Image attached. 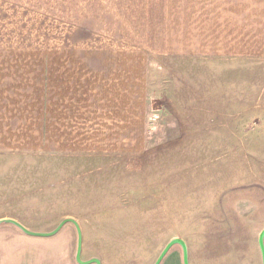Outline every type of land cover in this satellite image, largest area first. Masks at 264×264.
I'll return each mask as SVG.
<instances>
[{"label": "rangeland", "instance_id": "rangeland-1", "mask_svg": "<svg viewBox=\"0 0 264 264\" xmlns=\"http://www.w3.org/2000/svg\"><path fill=\"white\" fill-rule=\"evenodd\" d=\"M197 1L0 0V55H138L147 83L131 154L2 160L0 173L24 170L0 175L15 186L0 190V219L73 220L82 262L155 264L181 240L188 264H262L264 57L172 56L173 14ZM34 240L35 251L51 242ZM29 246L12 250L27 264ZM170 260L183 264L180 245L160 264Z\"/></svg>", "mask_w": 264, "mask_h": 264}, {"label": "crops", "instance_id": "crops-1", "mask_svg": "<svg viewBox=\"0 0 264 264\" xmlns=\"http://www.w3.org/2000/svg\"><path fill=\"white\" fill-rule=\"evenodd\" d=\"M193 3L190 9L179 2L173 14L167 32L172 56L264 57V0ZM139 63L138 55H0V163L131 154L142 139L144 122L139 114L144 117L147 97L141 74L144 59ZM10 169L24 170L22 165L9 166L0 175L11 174ZM1 183L0 190L15 187L4 178ZM7 202L0 199V205ZM6 219L35 233L52 232L63 221L44 225L9 216L0 222ZM75 230L66 224L55 236L42 238L0 224L1 262L27 264L12 250L29 246L36 238L51 242L36 251L29 246L35 257L29 264H71ZM13 238L22 245L11 242ZM58 241L61 247H55ZM174 261L162 264H180Z\"/></svg>", "mask_w": 264, "mask_h": 264}, {"label": "water", "instance_id": "water-1", "mask_svg": "<svg viewBox=\"0 0 264 264\" xmlns=\"http://www.w3.org/2000/svg\"><path fill=\"white\" fill-rule=\"evenodd\" d=\"M71 223L75 226L76 231H77V235H78V240H77V248H76V255H75V260L78 264H100V262L98 260H90L88 262H82L80 259V254H81V232L79 230L78 225L71 219H67L62 221L52 232L49 233H35V232H31L27 229H25L22 225H20L19 223L13 221V220H4L2 222H0V224H10L16 228H18L22 233L31 236V237H42V238H48V237H53L55 236L64 225ZM264 230H262L259 239H258V245H259V249H260V253H261V258H262V264H264ZM175 245H180L182 248V252H183V264H188V260H187V251H186V246L185 244L181 241V240H172L171 242H169L166 247L164 248V250L162 251V253L160 254V256L158 257L157 261L155 262V264H160L162 259L166 256V254L168 253V251Z\"/></svg>", "mask_w": 264, "mask_h": 264}]
</instances>
